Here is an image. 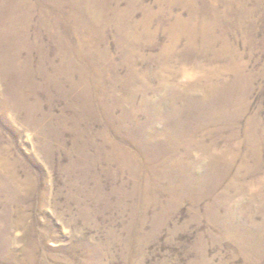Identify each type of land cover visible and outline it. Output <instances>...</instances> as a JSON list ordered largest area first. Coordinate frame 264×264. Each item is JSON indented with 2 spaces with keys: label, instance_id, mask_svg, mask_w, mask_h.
<instances>
[{
  "label": "rangeland",
  "instance_id": "1",
  "mask_svg": "<svg viewBox=\"0 0 264 264\" xmlns=\"http://www.w3.org/2000/svg\"><path fill=\"white\" fill-rule=\"evenodd\" d=\"M3 1L0 264H264V0Z\"/></svg>",
  "mask_w": 264,
  "mask_h": 264
},
{
  "label": "bare ground",
  "instance_id": "2",
  "mask_svg": "<svg viewBox=\"0 0 264 264\" xmlns=\"http://www.w3.org/2000/svg\"><path fill=\"white\" fill-rule=\"evenodd\" d=\"M73 3L76 4L75 7L79 12L78 13L79 16H81L80 15V12H81L85 17H88L89 20H91L93 23H96V24L98 23L96 20H99V17H101L102 12L105 11V8L101 7L100 5L99 6L96 5L94 3V0H74ZM22 7H23V4L21 5L19 2H15V3L11 2V4L9 5V3H5L3 0H0V25H1L0 26V45H1L0 51L2 50L3 53L5 50L8 49L7 47H10L11 45H13L12 41L16 43L15 42L16 37H18L19 35L20 36L25 35L24 34L25 32L23 31V29H25L26 27L23 24H25L26 19L24 18L23 14L21 15ZM14 22L15 24H17L15 25V27L16 26L17 27L14 31H12L14 29V27H12ZM173 28L175 29V27ZM13 33H14V36H13Z\"/></svg>",
  "mask_w": 264,
  "mask_h": 264
}]
</instances>
